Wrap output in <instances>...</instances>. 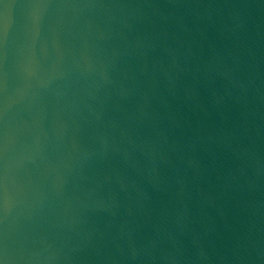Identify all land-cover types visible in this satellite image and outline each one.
Returning a JSON list of instances; mask_svg holds the SVG:
<instances>
[{"label":"water","instance_id":"water-1","mask_svg":"<svg viewBox=\"0 0 264 264\" xmlns=\"http://www.w3.org/2000/svg\"><path fill=\"white\" fill-rule=\"evenodd\" d=\"M0 264H264V0H0Z\"/></svg>","mask_w":264,"mask_h":264}]
</instances>
